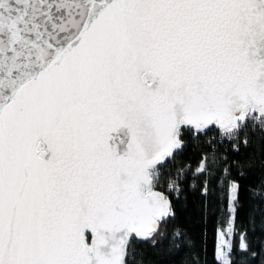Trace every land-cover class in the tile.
<instances>
[{
  "label": "snow or ice",
  "instance_id": "obj_1",
  "mask_svg": "<svg viewBox=\"0 0 264 264\" xmlns=\"http://www.w3.org/2000/svg\"><path fill=\"white\" fill-rule=\"evenodd\" d=\"M250 136L264 139V0H0V264L192 249L175 201L207 198L217 170V264H264V239L254 251L235 227L227 155ZM249 197L264 233V175Z\"/></svg>",
  "mask_w": 264,
  "mask_h": 264
},
{
  "label": "trees",
  "instance_id": "obj_2",
  "mask_svg": "<svg viewBox=\"0 0 264 264\" xmlns=\"http://www.w3.org/2000/svg\"><path fill=\"white\" fill-rule=\"evenodd\" d=\"M248 148L241 145L239 153L228 152L231 179L239 185V205L235 215V227L239 232H247L248 239L252 242L254 251L259 250L258 241L264 239V233L260 231L261 215L254 213V202L250 200L249 188L256 186L264 175V139L257 136H250ZM223 151V149H221ZM201 152L194 151L191 147L182 157L181 163L189 162L193 168L200 160ZM235 161L236 163H232ZM249 164L251 166H249ZM241 171L243 175H241ZM219 179H212L210 188L211 195L203 197L199 190L187 191L186 199L175 201L177 212L176 223L187 232L188 237L194 244V248L185 249L181 253L167 255V246L161 248L157 253L152 248H145L146 264H217L216 254L218 252L219 236L218 229L223 230L222 222L227 217L230 207L228 188L223 186L220 180L224 177L219 170L216 172ZM255 214V233L250 218ZM238 249L240 243L238 236L232 237ZM239 258V251H237Z\"/></svg>",
  "mask_w": 264,
  "mask_h": 264
},
{
  "label": "rangeland",
  "instance_id": "obj_3",
  "mask_svg": "<svg viewBox=\"0 0 264 264\" xmlns=\"http://www.w3.org/2000/svg\"><path fill=\"white\" fill-rule=\"evenodd\" d=\"M218 246H219V244H218Z\"/></svg>",
  "mask_w": 264,
  "mask_h": 264
}]
</instances>
